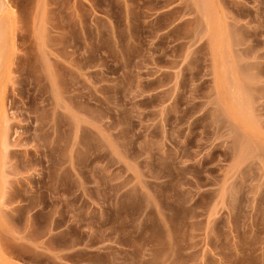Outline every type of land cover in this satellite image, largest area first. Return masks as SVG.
I'll list each match as a JSON object with an SVG mask.
<instances>
[{"label":"rangeland","instance_id":"374dc122","mask_svg":"<svg viewBox=\"0 0 264 264\" xmlns=\"http://www.w3.org/2000/svg\"><path fill=\"white\" fill-rule=\"evenodd\" d=\"M0 264H264V0H0Z\"/></svg>","mask_w":264,"mask_h":264}]
</instances>
